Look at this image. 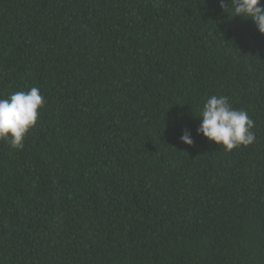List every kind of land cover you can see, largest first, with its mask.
Returning a JSON list of instances; mask_svg holds the SVG:
<instances>
[{
	"label": "trees",
	"instance_id": "1",
	"mask_svg": "<svg viewBox=\"0 0 264 264\" xmlns=\"http://www.w3.org/2000/svg\"><path fill=\"white\" fill-rule=\"evenodd\" d=\"M221 2L0 0V99L44 97L0 141V264H264V35ZM211 95L253 144L197 135Z\"/></svg>",
	"mask_w": 264,
	"mask_h": 264
},
{
	"label": "clouds",
	"instance_id": "2",
	"mask_svg": "<svg viewBox=\"0 0 264 264\" xmlns=\"http://www.w3.org/2000/svg\"><path fill=\"white\" fill-rule=\"evenodd\" d=\"M229 19L241 17L250 20L264 35V7L261 0H229L220 4ZM44 97L36 86L28 91H16L8 98L0 99V141L12 149L21 150L30 130L36 125ZM197 135H202L226 153L240 147H248L255 141V122L247 111L234 108L224 95H211L199 112ZM181 142L192 146L191 133L184 130Z\"/></svg>",
	"mask_w": 264,
	"mask_h": 264
}]
</instances>
